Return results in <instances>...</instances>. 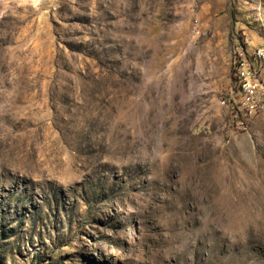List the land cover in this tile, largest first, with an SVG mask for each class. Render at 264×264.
<instances>
[{
	"label": "rangeland",
	"instance_id": "374dc122",
	"mask_svg": "<svg viewBox=\"0 0 264 264\" xmlns=\"http://www.w3.org/2000/svg\"><path fill=\"white\" fill-rule=\"evenodd\" d=\"M257 47L264 0H0V264H254Z\"/></svg>",
	"mask_w": 264,
	"mask_h": 264
},
{
	"label": "bare ground",
	"instance_id": "6f19581e",
	"mask_svg": "<svg viewBox=\"0 0 264 264\" xmlns=\"http://www.w3.org/2000/svg\"><path fill=\"white\" fill-rule=\"evenodd\" d=\"M239 51L235 71L237 93L225 99L222 105L231 109L234 127L246 131L254 118L264 113V47ZM242 232L243 236L234 240L243 241L244 255H241L254 264H264V226L261 230L248 228Z\"/></svg>",
	"mask_w": 264,
	"mask_h": 264
},
{
	"label": "built area",
	"instance_id": "2783aa9c",
	"mask_svg": "<svg viewBox=\"0 0 264 264\" xmlns=\"http://www.w3.org/2000/svg\"><path fill=\"white\" fill-rule=\"evenodd\" d=\"M245 77H249V76H245Z\"/></svg>",
	"mask_w": 264,
	"mask_h": 264
}]
</instances>
